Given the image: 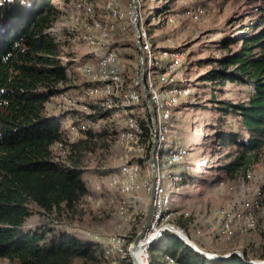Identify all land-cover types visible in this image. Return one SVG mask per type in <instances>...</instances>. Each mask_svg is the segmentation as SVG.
Listing matches in <instances>:
<instances>
[{
  "label": "rangeland",
  "instance_id": "1",
  "mask_svg": "<svg viewBox=\"0 0 264 264\" xmlns=\"http://www.w3.org/2000/svg\"><path fill=\"white\" fill-rule=\"evenodd\" d=\"M74 1L52 0L60 11L53 33L64 44V61L72 65V79L70 88L47 104V112L65 115L62 130L70 142L76 141L83 131L89 129L107 131V136L98 149L88 153L84 159V174L95 173L97 178L90 182L89 175L83 176L91 191L77 210L55 224L35 212L24 224V229L33 230L41 226L68 231L80 239L101 244L107 258L104 264H119L129 255V248L134 242L129 243L130 237L138 235L144 227L153 185L149 141L146 139L145 143H141L140 136L137 140L127 141L118 137L128 128L131 119L137 123L144 122L147 127L150 124L140 76V53L131 27L133 10L130 0H82L94 7V18L86 27L76 20L72 7ZM137 1L141 13L138 21L141 35L143 31L148 34L146 40L141 38V45L144 54L149 52L152 56L149 66L146 65L148 69L144 66L146 89L148 72L159 93L166 86L161 84V71L170 61L160 60L162 52L181 51L184 55L168 84L181 89V98L178 105L170 109L168 129L163 132L162 141L161 137L157 138L156 174L157 179L159 173L162 175L159 190L168 197V212L157 221L156 226H174L181 234L187 232L192 240L210 250L208 253L221 254L223 249L231 252L246 250L250 255L260 257L264 254V159L252 166L247 180L233 177L224 167L231 161L228 155L235 153L236 148L223 146L217 137L219 133L228 131L246 133L237 117L226 116L220 109L226 101L246 102L252 90L249 86L206 78L218 67L216 60L222 59L228 50L240 47L241 44H237L225 48L221 42L235 38L243 27L257 22L259 2L173 0L167 4L165 0ZM33 2L28 0L27 5L32 6ZM114 11L118 18L112 17ZM99 24L104 27L114 24L116 30L102 38L97 30ZM90 36L96 39L95 45L87 41ZM101 58L108 61L106 69L110 66L118 69L122 80L110 95L89 99L85 92L101 84L105 74L100 69ZM133 91L138 92L140 101L124 103ZM122 104L127 108H123ZM98 113L105 117L100 119L96 115ZM153 113L157 121L154 108ZM93 115L96 120L90 118ZM243 137L247 139L246 135ZM151 139L153 141L154 138L151 136ZM174 144V147H183L187 151L183 159L189 172L184 183L170 179L172 166L164 167L163 163L158 170L163 146L172 149ZM54 150L59 157L66 155L61 144H57ZM129 164L138 167L139 176L133 189L127 192L124 186L126 180L121 176L120 169ZM109 176H116L119 185L111 188L101 184L100 178ZM92 185L96 192L92 191ZM135 204L137 211L133 208ZM248 213H253L256 220L252 230L242 232L238 222L232 236L222 237L221 229L226 219H238V216ZM122 237L125 239L124 249L118 251L111 243L117 239L122 241ZM156 237L155 234L154 239ZM107 250L109 254L105 253ZM155 253L161 254L159 251ZM0 264L10 263L0 259Z\"/></svg>",
  "mask_w": 264,
  "mask_h": 264
},
{
  "label": "trees",
  "instance_id": "2",
  "mask_svg": "<svg viewBox=\"0 0 264 264\" xmlns=\"http://www.w3.org/2000/svg\"><path fill=\"white\" fill-rule=\"evenodd\" d=\"M27 1L0 2V259L10 264H104V247L95 241L55 227L24 229L35 212L55 224L77 210L89 194L84 159L107 136V131L89 129L70 142L62 130L65 115L48 114L47 104L70 88L72 65L65 63L64 44L52 31L60 11L52 0H33L32 6ZM258 2L257 22L221 42L225 48L240 47L216 60L218 67L206 77L252 90L246 102L226 101L220 109L237 117L246 133L217 135L223 146L236 148L228 155L231 161L225 171L243 181L264 159V0ZM90 118L96 120L94 115ZM139 125L140 142L147 139L152 147L149 127L144 122ZM56 144H61L65 156L57 155ZM184 161L174 167L182 183L189 172ZM136 237H130L129 243ZM242 252L244 258L208 259L166 231L150 248L148 259L149 264H165L167 257L177 264H250L264 259V254ZM131 263L128 255L119 264Z\"/></svg>",
  "mask_w": 264,
  "mask_h": 264
},
{
  "label": "bare ground",
  "instance_id": "3",
  "mask_svg": "<svg viewBox=\"0 0 264 264\" xmlns=\"http://www.w3.org/2000/svg\"><path fill=\"white\" fill-rule=\"evenodd\" d=\"M137 3H138V1H137ZM131 5H132V3H131ZM72 7L74 9V14H75L76 20L80 21L83 26L87 27L89 25L90 20H92L94 18V16H93L94 15L93 5L90 3H87L85 1H82V0L81 1L76 0L72 3ZM132 10H133V7H132ZM140 15H141V13H140ZM112 17L118 18L119 15H117V12L114 11V14L112 15ZM195 18L197 19L198 16L196 15ZM132 19H133V12H132V18H131V27H132ZM139 19H140V17H139ZM137 25H138V22H137ZM138 28H139V26H138ZM97 30L99 31L101 37L105 38L108 36V34H112L115 32L116 26L114 24H112L110 26L107 25L104 27L103 25L99 24V25H97ZM52 31L55 32V29L53 28ZM139 31H140V28H139ZM134 33L136 36V46H137V43L139 41V46H140L141 52L144 56V60H143V70H144V66L145 67H146V65L149 66V63L152 60V56H150L151 53L148 52L147 54H144V51H143V48L141 45V38L143 37V39L146 40L148 37V34L146 31H143L142 35H141V31H140V34H139L140 38L138 40V36H137L135 31H134ZM87 41L91 45L96 44V39H94V37H92V36L88 37ZM137 49H138V47H137ZM141 52L139 51L140 54H141ZM110 55H113V53ZM183 56L184 55H183V53H181V51H176L175 53L164 51L161 53L160 60L170 61L167 64L165 70L161 71V76H162L160 78L161 84L163 83L164 85H166V86H164L165 88L164 87L162 88L163 92L159 93L158 89L156 88L157 86H154L153 81H151L150 72H148L147 79H146L147 80V89L145 87V79L143 81L141 78V82L143 83L144 101L146 98V96H145V92H146V94L148 93V95H149L151 105L153 106L154 110L157 113V121H155V116H154L153 123H152L150 115H149V122L151 124V125L149 124V129H150L152 137L154 138L152 142L157 140L158 137L159 138L161 137V141H162V134H163V132L167 131V129H168L167 126H168V122H169L170 116H171L170 109H172L176 105H178V103L180 101V98H181L180 95L182 93L181 89H178L175 86H168V84L170 82L171 77L175 76V74L177 72V66L183 60ZM145 59H146V64H144ZM99 61H100L99 65H101L100 69L102 71H105V74L103 75L104 77L102 76V78H101V80H102L101 84L95 85V86L87 89V91L85 92V96L88 97L89 99L96 98L98 96H102L103 94L110 95L113 92L115 85L120 83L122 80L121 74L118 71V69H114L113 66H110L106 69V65L108 64V61H106L104 58L99 59ZM140 66H141V63H140ZM140 76L142 77L141 73H140ZM144 77H145V72H144ZM148 95H147V97H148ZM139 101H140V95L138 94L137 91H133L127 95L126 102H124V103H126V104L132 103L133 104V103H138ZM145 104H146V102H145ZM122 106L127 107V105H124V104H122ZM146 106H147V104H146ZM147 108H148V106H147ZM153 108H152V111H153ZM148 112H149V109H148ZM75 134H77V132H75ZM141 135H142V130H141L139 123H137L136 121L131 119L129 121L128 128L125 131H123L122 133H120L118 135V137L121 141H125V140L127 141V140H137V139H139V136L141 137ZM157 148H158V146H157ZM156 152H157V149H156ZM162 152H163V154H162L163 156H162L161 162L160 161L158 162V166H159L158 170L161 169L163 163H164V167H167L168 165L172 166L173 170H172V174L170 176V179L179 183L181 181L182 176H181V173L179 171H174V167L179 165V163L183 160V158L187 154V151L183 147H177L176 146L172 149H169L168 147L163 146ZM155 157H156V153H155ZM155 162H156V158H155ZM120 174L126 180V182L124 183L125 190L127 192H130L133 189V187L136 183V179L139 176L138 167L133 165V164H129V165L124 166L120 169ZM156 176H157V174H156ZM159 176L160 177H158V179L156 178L155 183H153V180H152L153 185H151V189H152V191H154L153 222L151 224L150 229L147 231V234H146L145 238L143 239L141 246L135 252V258L138 260L139 264H149L148 248H149V246L153 240H154L153 244H156L158 242V240L160 239V238H158L159 236L154 239L155 234L151 235L150 233L152 231H154V228L156 227L157 221L160 218H162L163 216H165V214L168 212V197L165 194L161 193L159 190L160 186L162 185V175L159 173ZM248 178H249V176H248ZM100 180H101V184H103V185L107 184V186H109L111 188L116 187V185H119L118 184L119 179L116 176H109V178L101 177ZM261 203H262V201H261ZM158 215H159V217H158ZM237 223H238V226L241 227L242 232H248L256 226L255 216L253 213H248L247 215H245L243 217L238 216V219H234V218L226 219L224 222V225L221 229L222 237L229 238L230 236H232L235 233V225ZM168 227L170 229L178 231V229L175 228L174 226H168ZM160 229H161V227L158 228V231ZM157 232H156V234H157ZM179 234L182 237H186L185 236L186 234H181L180 232H179ZM120 242H121V240H118V239L113 240L111 243V246H113L115 249H118V251H121V249H124V245H123V248H119ZM105 253L109 254L110 251L107 250V251H105ZM212 257L215 258V256H212ZM165 264H177V263L173 259L167 257L165 259Z\"/></svg>",
  "mask_w": 264,
  "mask_h": 264
},
{
  "label": "water",
  "instance_id": "4",
  "mask_svg": "<svg viewBox=\"0 0 264 264\" xmlns=\"http://www.w3.org/2000/svg\"><path fill=\"white\" fill-rule=\"evenodd\" d=\"M131 3H132V7H133L132 28L136 32V34L138 36V40H139L140 31H139V28H138V25H137V22H138L139 17H140L139 7H138L137 0H131ZM137 47H138V50L141 52V49H140V46H139V41L137 43ZM143 60H144V56H143V54L141 52V54H140L141 75H142L141 78L144 81L145 77H144V70H143ZM145 96H146L145 102H146V104L148 106L149 115H150L151 121L153 123L154 114H153V111H152V105H151L150 100L147 97L146 92H145ZM157 146H158V142H157V140H155L153 142V144H152L151 151H150V163H151V166H152V180H153V183H155L156 178H157V176H156V162H155V153H156ZM153 215H154V191L151 192L150 209H149L148 215L146 217L144 227L138 233L137 237L135 238L134 242L132 243V245L129 248V257H130V259L132 261V264H139L138 260L135 258V252L141 246V244L143 242V239L145 238V236L147 234V231L151 227V224L153 222ZM166 231L173 233L181 241H183L187 246L191 247L197 253H199L200 255H202V256H204V257H206L208 259H224V258H229V257H231L233 255H239L241 258H244L243 252L239 251V250L229 252V253H227L225 255H220V254H217V253L205 252V251L201 250L200 248H198L196 246V244L187 235H185L186 237H182V236H180L178 231L170 229L167 226L162 227L157 232V234H156L157 237L159 236L158 238H160L161 236H163V234ZM212 256H215V258H213ZM249 263L250 264H264V261H250Z\"/></svg>",
  "mask_w": 264,
  "mask_h": 264
},
{
  "label": "crops",
  "instance_id": "5",
  "mask_svg": "<svg viewBox=\"0 0 264 264\" xmlns=\"http://www.w3.org/2000/svg\"><path fill=\"white\" fill-rule=\"evenodd\" d=\"M50 115L58 116V115H56V114H54V113H53V114H50ZM67 135H69V134H67ZM56 145H57V144H56ZM56 145H55V146H56ZM55 146H54V149H55ZM84 175H89V178H88V179H89L90 182L96 180V178H97V174H95V173H94V174H88V173H86V174H84ZM92 186H93V185H92ZM87 187H88V186H87ZM93 188H94V186H93ZM88 190L91 191L90 189H88ZM92 191H93V192H96V188H94ZM139 197H140V195H139ZM136 206H137L136 204L133 205V208L135 209V211H137V207H136ZM212 226H213V224H212ZM212 226H211V227H212ZM214 230H215V228H214V229L212 228V231H213V232H215ZM191 240H192V239H191ZM192 241H193L194 243H196L194 240H192ZM197 242H198V241H197ZM198 243H199V242H198ZM198 243H196V245H199L201 248H203V245L200 244V243L198 244ZM203 249H204L205 251H207V252H210V250H207V249H205V248H203ZM228 252H231V250L223 249V252H221L220 255H225V254H223V253H226V254H227ZM217 253H218V252H217ZM219 253H220V252H219ZM219 253H218V254H219Z\"/></svg>",
  "mask_w": 264,
  "mask_h": 264
},
{
  "label": "built area",
  "instance_id": "6",
  "mask_svg": "<svg viewBox=\"0 0 264 264\" xmlns=\"http://www.w3.org/2000/svg\"><path fill=\"white\" fill-rule=\"evenodd\" d=\"M158 217H159V215H158ZM159 227H163V226H162V225H157V226L154 228V231L151 232L150 234H151V235L156 234V232L158 231V228H159ZM110 241H112V240H110ZM124 243H125V239L122 237V241L120 242L119 248H123Z\"/></svg>",
  "mask_w": 264,
  "mask_h": 264
}]
</instances>
